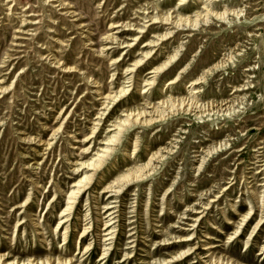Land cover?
I'll return each mask as SVG.
<instances>
[{"label":"rangeland","instance_id":"rangeland-1","mask_svg":"<svg viewBox=\"0 0 264 264\" xmlns=\"http://www.w3.org/2000/svg\"><path fill=\"white\" fill-rule=\"evenodd\" d=\"M65 1L81 15H69L56 1L0 0V87L6 90L0 94V254L9 252L13 256L11 260L27 261L31 257L57 258L63 250L65 255L61 257L81 260L77 246L82 227L89 220L96 221L100 208L113 200L109 199L112 193H102L106 185L127 170L145 164L160 148L169 147L172 151L164 164H157V174L132 186L126 196L118 199L123 203L118 214L121 217L117 223V239L106 264H118L125 253L133 256L126 264H208L213 257L229 258L240 264H264V256L259 255L264 246V220L260 233L251 237L257 222L264 217V0L252 2L253 13L246 11L247 15L231 25L215 22L216 27L210 30L202 31L206 28L202 27L194 32L181 31L164 45L159 44L150 64L141 72L133 73L138 82L150 80L149 71L162 64L183 41L185 59L148 94L140 96L137 87L132 89L102 120L97 119L104 111L100 110L94 85L105 95H115L118 89L127 87L130 76L127 70L142 58L140 53L147 50L143 46L153 36L165 32L144 17L177 11L180 2ZM247 2L226 0L219 5L248 10L251 5ZM148 4L152 9L146 10L145 15L142 12ZM196 8L195 0H187L182 12L191 14ZM255 18L258 21L252 23ZM23 20L32 24L26 26ZM119 22L132 26L111 28ZM144 26L149 27L145 29L147 33L132 31ZM22 31L23 34L19 33ZM109 33L118 38L116 44L104 41ZM135 37L140 38L132 48L121 47L134 42ZM235 44H240L242 51L237 52L241 55L234 65L200 87L202 98L217 101L231 97L234 86L251 81L255 89L245 92L247 102L239 116L218 122L193 118L172 120L158 128L129 131L105 172L95 178L79 200L69 245L62 249L64 230L58 229L56 236L53 232L62 219L66 196L76 181L91 173L85 170L75 175L76 162L95 159L94 155L104 146L105 138L114 135V126L126 111L141 108L148 101L158 103L172 96H189L191 81ZM107 47L111 49L104 50V55L96 52ZM55 58L84 74L60 72L52 67ZM115 59L119 61L115 63ZM191 61L184 80L169 86L168 82ZM248 68L254 71L247 72ZM86 77L91 81L85 80ZM94 127L98 130L92 134ZM20 137L37 138L42 143L53 139V145L39 147L38 141L25 144L20 142ZM136 139L139 146L133 157ZM223 141L232 145L230 150L214 153L198 173L196 168L204 156L203 148L208 150ZM75 147L87 149L88 154L81 155ZM197 155L202 157H194ZM256 160L259 163L255 166ZM89 198L91 207L86 205ZM27 199L29 204L19 208ZM212 200L216 202L211 203ZM252 208L250 219L234 239ZM134 216H137L135 224L131 223ZM94 224L95 230L98 225ZM133 233L137 235L132 237ZM193 233L196 239L191 247L197 248L193 249L194 254L184 261L171 263L183 249L177 241ZM207 235L212 239H206ZM91 239L87 236L81 246L85 247ZM163 239L170 245L160 246ZM130 240L135 243L131 244ZM209 245L215 247L205 250ZM100 255L101 248L96 246L81 264H99Z\"/></svg>","mask_w":264,"mask_h":264},{"label":"bare ground","instance_id":"bare-ground-1","mask_svg":"<svg viewBox=\"0 0 264 264\" xmlns=\"http://www.w3.org/2000/svg\"><path fill=\"white\" fill-rule=\"evenodd\" d=\"M10 1H13V0H10ZM44 1L45 2H49V1L58 2L60 7L62 6L63 9H67L69 15H73L74 17L81 15L80 13L78 15L77 10L73 8V5H71V3H67L65 0H44ZM225 1L226 0H195V3L197 5L196 11L192 12L191 14H183L182 12L184 11L183 6L186 5L187 0H179L180 3L178 5L177 11H174L172 13L170 12L160 13L159 12V13H156V15L154 16H149V14L145 13L146 10L152 9V7H149V4L146 5L147 8L143 9L144 11L142 12L145 15L147 14L144 18L149 19L148 22L151 23V25L157 24L158 25L157 29L164 30L165 32H163L160 35L153 36L152 37L153 39L143 46L144 49H147V50H144L140 53L142 58L136 61L132 65V67L127 70L130 74V76H128L127 78L128 80L127 84H129L127 87L118 89L119 91L115 95H111V94L105 95L101 92V90L99 89V86H97L96 84L94 85V87L97 88V90L95 89V93L99 97L98 101L101 106L100 110L104 111L102 113L99 112L101 116L97 117V119H101V120L104 119L103 117L107 115L106 112L110 111V109L113 108V105H115L116 103L122 101L125 97H127L130 91H132V89H134L135 87H137L136 90L140 96L148 94L152 89H155L157 87V82L159 80H161L164 76H167L173 73L174 69L185 59L186 54L183 52L186 51V48H185L186 44L184 45V41H183V43L182 42L179 43V45L175 48L173 53L168 54V57L162 64L156 67L154 66L149 71L148 75L151 76L150 80L144 81L143 83L138 82V80H136L137 78L135 79L134 77L135 75H133V73L141 72L144 69L143 67L148 66L150 64L149 63L150 60L153 59V56H152L153 52L155 48L159 46V44H163V43L165 44V42L179 35L181 31L190 32L193 30L194 32L196 30H199L202 27H206L202 31L210 30L216 27L215 22L222 23L225 25H231L232 23H234L235 20L238 21L242 19L245 15H247V14H244L246 11H250L251 13H253V8L255 7V5H252L253 4L252 2L256 0H248L247 4L251 5L248 10L245 9V7L242 8L238 6L236 7L226 6L222 8L219 4ZM186 12L187 11H185V13ZM257 21H258V18H255L252 21V23H255ZM22 22L23 23L25 22L26 26L29 24H32L30 22L27 23L25 20H23ZM115 24L116 23H113V25H111V28L113 27L125 28V27L132 26V25H129V23L125 24L122 22L117 23L118 25H115ZM86 26L87 25H84V27ZM147 27L148 26H144L141 29L132 30V31H136L137 33L144 34V33H147L145 32V29ZM19 33L23 34L24 31L19 32ZM188 37H191V35H189ZM249 37L255 38L254 35H249ZM139 38L140 37H135L134 42H129V44L125 46H121V47L122 48H126V47L132 48L135 41H138ZM103 39L106 43H111V44H116L118 41V38L110 33L107 36H105ZM120 44H123V43H120ZM110 49H111L110 47H107V48L101 49V51L98 50L96 52L99 53L100 55H104V50L107 51ZM238 51H242V46L240 44H235L234 48H230L229 51H227V53H225L222 58L216 60L213 63L208 64L203 69L202 74L197 79L191 81L189 85V89H190L189 96H186V97H182L179 95L172 96L169 98V100H162L158 103H152V101H148L146 102V104H143L144 106L141 108H136L135 110L126 111V113L122 116L123 119H118V122L115 124L114 127L116 131L112 132L114 133V135L105 138L104 140L105 142L103 143L104 146H102L101 150L94 155L95 159L89 162H81V163L76 162L75 165L77 167H75V169L73 170V173L75 175L85 170L89 172L91 171V173L86 174L83 178L76 181L74 185L72 186V189L70 190L69 194L66 196L65 208L62 209L61 211L62 219L59 222L57 228L54 229V232H53V235L56 236V231L58 229L64 230L62 234V238H63L62 247H61L62 249L63 247L65 246L68 247L69 245V242H70L69 240L72 236L71 234L72 233L71 229H72V224H73L72 220L74 219L75 210L77 208V204L79 200L84 196V194L87 191H89L91 185L94 183L95 178L99 177V175L102 174V172H105L106 167L112 162V160L114 159V156L117 153L118 149L116 148L117 147L119 148L120 146L122 147L123 145L122 140H124V138L127 136L129 131L133 130L134 128H144L145 130L150 129V128H158L162 124L164 125V123L172 121V120H182V119L188 120L189 118H193L197 120L206 119L208 121L218 122V120L229 121V119L239 116V114L241 113V110L244 109L243 106L247 102V99H245V92H249L255 89L254 87H252L251 81L243 82V84L239 86H234L233 87L234 92L233 94H230L232 98L229 97L227 99L217 100V101H215L214 99L202 98L201 93L203 92H202V87H200L201 85L206 86V84L208 83L209 79L212 76L216 77L218 73L225 71L227 70V67L234 65L237 58L241 55V54H237ZM197 55H198V52H196L195 57H197ZM49 57H46L45 59H48ZM51 57H54V56H51ZM115 61H116L115 63H117L119 59H115ZM192 61L184 65V67L180 69V72L175 76V78L171 79L168 82L169 86L177 85L178 83L184 80V78L186 77L187 71L192 65ZM53 64H54L52 66L53 68L65 74H72V73H79L81 75L84 74L77 67H73L72 65L71 66L66 65L64 62H62L58 58H55V62H53ZM246 71L252 72L254 71V68L253 69L248 68ZM247 77L249 78V76ZM85 80H87L88 82L91 81L87 77L85 78ZM139 84H142V86ZM4 92H6V90L0 87V94ZM238 107L240 108L236 110V108ZM0 125H2V123ZM95 125H99V124H95ZM97 130L98 128L96 127L92 128V134H95ZM19 134L24 135L23 132H20ZM138 139L135 140V149H134V152L131 154L133 155V157L136 155V152H137L136 148L139 146L137 145ZM20 140H21L20 142L25 143V144L26 143L32 144L35 141H38L40 142L39 147L53 145L52 143L53 139L51 140V142L45 141L44 143H42V140L39 141V139L37 138L20 137ZM83 141H85V139ZM75 142L79 143L78 141H75ZM231 146L232 145H228L227 141H223L222 143L218 144L217 146L213 148L209 147L210 149L208 150H205L203 148V150L201 151V153L204 154L203 157L202 155L194 156V157H202V159H200L199 166H197L196 168L197 172L200 173L203 171L204 165L207 163V161L211 157H213L214 153L224 152V151L226 152L227 150H230L229 147ZM75 149H79L81 155L88 154L87 149L76 148V147ZM171 151L172 149H169V147L160 148L157 152H154L151 154L149 160L145 164H142L135 169L133 168V170L132 169L127 170L125 174H121L116 180L106 185L102 193H112L109 199H113V200L112 202H109L103 208L100 205H97L101 207L100 208L101 214L102 212H104L103 215H105V217H103L104 219L102 218L101 214H98L99 217H96L97 219H95L96 221L94 222H96L98 225L97 229L94 230L95 224L92 220H89V222H87V224H85V226L82 227V230L79 233L78 246H77V255L82 254L81 260L78 261L75 259V257H61L62 255H65L63 250H62V254L57 258H53L50 256L46 258L31 257L27 261L19 260L17 258H14L13 260H11L13 256H11L9 252L8 253L6 252L4 254H0V264H81V262L83 261V258H85L86 256L87 258H89L88 256L92 255V251L94 250L96 246L98 247L100 246L101 248L99 264H106L107 259L110 257V252L114 248V245H115L114 241L117 239V234H116L117 229H118L117 223H118V219L121 217V215H118V214L119 213L121 214V211H122L121 206L123 203L121 200L119 201L118 199H122L123 196H126L125 195L126 191L128 192L132 188V186H136L140 183H143L148 178H151L154 175H156L158 171L157 164H160V163L161 165L164 164L167 159V154L171 153ZM258 163L259 162L256 160L254 165L256 166L258 165ZM257 173H261V172L259 171ZM98 179H101V178H98ZM208 193L211 195L212 191L209 190ZM256 199H258V197ZM93 200H97V199L93 198ZM88 201H90V198L86 199L87 206L90 205ZM210 202L213 203L216 201L212 200ZM28 204H29V199H27L26 202L20 205L19 208H24ZM97 209L99 208L97 207ZM193 211H189V212H193ZM252 212H253V208L247 214V216H245V218L242 221L243 223L240 224L239 228L235 232L233 236L234 239H237V237L239 236L241 232V229L245 225V222L250 219ZM193 213H200V212L195 211ZM132 218L133 219L131 223L135 224L137 222L135 220L137 216H134ZM263 220H264V217L261 216V218L259 219V221L257 222L256 226L254 227L252 231L251 237L254 234H256L254 235L256 237L260 233L262 229V225H263ZM198 222L199 221L197 220L195 224H197ZM21 224L22 223H20L19 226ZM227 224H232V223H227ZM34 226L36 227L37 225L35 224ZM192 226H195V225H192ZM74 227H77L76 224ZM157 227H161V226L158 225ZM175 227L176 226L174 225L171 228H175ZM191 229L194 231V228H191ZM213 229H217V228L214 227ZM132 230L135 231L136 229L133 228ZM187 231H190V230H187ZM218 232L222 234L221 231H218ZM135 234L136 233H133L131 236L134 237ZM37 235H40V234H37ZM195 235L196 234L193 233L190 236L184 237L183 240L177 241L179 243L178 246L183 247V249L180 251V253L176 257L172 258L171 263L184 261L188 257L194 254V250H196L197 248H194V247L192 248L191 244L196 239ZM87 236H91L92 239L90 240L89 244H87L85 247L81 246L83 240H85ZM205 238L209 240L212 239L208 235L205 236ZM230 240H232V238H230ZM167 241H168L167 239L161 240L160 246L170 245V243H168ZM41 242L43 244H46L44 240H41ZM130 243L134 244L135 241H131ZM214 247L215 246L213 245H209L207 248H205V250L213 249ZM259 255L264 256V246L262 247L261 253H259ZM205 257H208V256H205ZM132 258H133L132 254L125 253L124 257L118 262V264L129 263ZM207 263L208 264H240V263L232 262V260L229 258L217 259L215 257L210 258L207 261Z\"/></svg>","mask_w":264,"mask_h":264}]
</instances>
